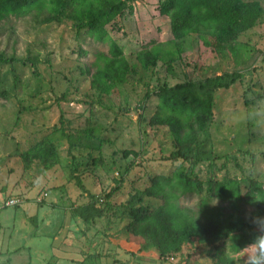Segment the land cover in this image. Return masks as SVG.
<instances>
[{
  "label": "rangeland",
  "instance_id": "obj_1",
  "mask_svg": "<svg viewBox=\"0 0 264 264\" xmlns=\"http://www.w3.org/2000/svg\"><path fill=\"white\" fill-rule=\"evenodd\" d=\"M122 1L131 10L105 25L101 42L65 17L44 25L35 11L0 18V56L8 61L0 64V264H218L215 256L243 264L240 250L259 235L253 226L159 258L151 248L139 251L140 238L124 226L130 208L160 204L142 191L152 177L173 171L202 184L198 195L171 201L194 216L202 217L204 199L203 209L222 224L255 217L253 206L218 199L210 186L235 181L241 195L249 182L264 188V0H241L259 5V20L215 53L194 36L176 49L160 0ZM111 42L134 73L100 93L90 88V75ZM144 50L157 52L146 69L135 59ZM232 72L237 81L212 95L196 159L170 160L175 146L167 129L148 124L159 89ZM43 147L52 150L50 165L23 162ZM90 195L102 215L85 226L74 210ZM13 199L16 206H3Z\"/></svg>",
  "mask_w": 264,
  "mask_h": 264
},
{
  "label": "trees",
  "instance_id": "obj_2",
  "mask_svg": "<svg viewBox=\"0 0 264 264\" xmlns=\"http://www.w3.org/2000/svg\"><path fill=\"white\" fill-rule=\"evenodd\" d=\"M125 9L131 10L122 0H0V18L35 11V21L44 25L65 17L75 22L78 30H82L96 42L107 37L105 25ZM260 13L261 8L256 2L241 0H160L158 6V14L169 20L176 49L180 46L178 42L194 36L213 53L234 46L240 33L257 24ZM156 58L157 52L154 50L141 51L135 57L142 69L153 65ZM7 62L0 56V64ZM129 73H134L133 66L126 62L118 47L111 42L108 55L102 57V66L90 75V88L100 93L105 92L111 85L122 83ZM238 78V73H224L202 81L159 89L158 104L148 124L167 129L175 146L168 157L170 160L180 159L188 163L196 159L193 156L194 149L199 145L198 135L205 131L211 120L213 93L229 88ZM51 153L50 147L30 150L23 155V162L29 164L37 160L41 165L48 166ZM201 185L195 177L185 175L182 171H173L169 177L150 179L149 187L142 194L158 198L160 204L155 208H130V220L124 226L125 233L140 238L142 243L139 244V251L151 248L159 258L172 257L179 254L185 244L224 240L243 229L250 230L256 226L253 223L255 218L264 217V188L255 182H249L243 195L235 181L212 182L210 186L211 195L218 199L240 201L253 206V219H236L222 224L212 217V213L203 209L206 203L204 199L200 202L203 212L200 210L199 214L202 217H196L191 209L178 207L171 202L185 194L198 195L202 191ZM89 197L87 204L74 210L85 226L102 215V210L95 205L94 197ZM108 197L107 195L106 198ZM215 259L216 263H223L216 256Z\"/></svg>",
  "mask_w": 264,
  "mask_h": 264
},
{
  "label": "clouds",
  "instance_id": "obj_3",
  "mask_svg": "<svg viewBox=\"0 0 264 264\" xmlns=\"http://www.w3.org/2000/svg\"><path fill=\"white\" fill-rule=\"evenodd\" d=\"M259 235L255 236L252 243L240 250L243 264H264V217H257L253 220Z\"/></svg>",
  "mask_w": 264,
  "mask_h": 264
},
{
  "label": "built area",
  "instance_id": "obj_4",
  "mask_svg": "<svg viewBox=\"0 0 264 264\" xmlns=\"http://www.w3.org/2000/svg\"><path fill=\"white\" fill-rule=\"evenodd\" d=\"M18 204L17 199H13V200H4L3 202V206L7 207V206H15Z\"/></svg>",
  "mask_w": 264,
  "mask_h": 264
}]
</instances>
